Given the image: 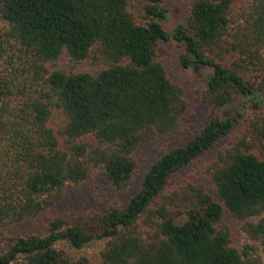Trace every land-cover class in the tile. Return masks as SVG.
Masks as SVG:
<instances>
[{"label": "trees", "instance_id": "1", "mask_svg": "<svg viewBox=\"0 0 264 264\" xmlns=\"http://www.w3.org/2000/svg\"><path fill=\"white\" fill-rule=\"evenodd\" d=\"M238 2L190 0L186 26L167 32L161 0H143L137 18L128 0H0V264H264V0ZM170 40L184 48L183 68L210 70L202 101L212 113L127 195L137 148L182 130V88L157 60ZM98 58L101 67L80 69ZM233 104L250 117L215 114ZM237 127L205 166L212 190L170 188ZM85 182L105 205L94 233L47 215L38 233L6 235ZM225 214L257 245L233 246ZM93 241L103 242L94 263L58 249Z\"/></svg>", "mask_w": 264, "mask_h": 264}, {"label": "rangeland", "instance_id": "2", "mask_svg": "<svg viewBox=\"0 0 264 264\" xmlns=\"http://www.w3.org/2000/svg\"><path fill=\"white\" fill-rule=\"evenodd\" d=\"M252 0H240L236 7L240 4L248 5ZM129 10L135 14L136 18L140 13L143 0H128ZM142 2V3H141ZM161 4L167 10V20L163 23V27L167 32H170L174 26L184 24L186 26V18L188 15V5L190 0H161ZM141 20V15L139 16ZM6 26L3 19L0 17V30ZM184 53V48L181 44L173 40L163 44L161 50L157 54L159 60L165 67L169 79L180 86L183 91V98L186 102V112L181 118L182 130L180 132L166 134L156 137L150 142L140 145L134 153L135 171L132 184L128 194L135 192L140 185L141 179L149 165L163 151L169 150L172 147L183 144L196 134L203 123L206 121L209 114L212 113V108L202 101V94L205 90V79L210 74L209 69L194 65L190 68H183L179 63V56ZM105 61L98 58L94 62L83 66L82 70L94 71L97 67H101ZM215 111V114L221 117L236 118L239 113L244 117H250L251 111L248 109L240 112V105L233 104L227 110L221 112ZM53 123L58 126L60 121L58 116L54 117ZM238 135V127L233 130L229 136L221 139L210 151L202 155L189 167L181 170L176 174L171 182L170 188H178L187 182L193 184H201L207 191L213 189L212 182L205 171V166L210 163L219 150L226 148L231 144ZM97 190V185L91 182H85L76 187H66L64 196L58 205L54 208L53 213L47 212L45 216L37 220L31 226H12L6 230V235L15 236L20 234H35L41 231L45 224L44 219L48 216H64L68 219H74L80 222L88 232L94 233L95 216L105 209L104 203L98 197L100 192ZM222 226L228 230L231 237L232 245L240 249L245 244L257 245L256 240L250 239L241 231L240 223L225 214L222 220ZM0 238V251L5 250V241ZM103 247V242L93 241L90 245L81 250H75L65 244H59L58 249L62 250L67 256L78 259L85 257L91 263L99 261V252Z\"/></svg>", "mask_w": 264, "mask_h": 264}]
</instances>
